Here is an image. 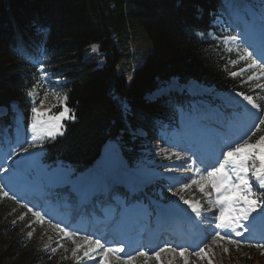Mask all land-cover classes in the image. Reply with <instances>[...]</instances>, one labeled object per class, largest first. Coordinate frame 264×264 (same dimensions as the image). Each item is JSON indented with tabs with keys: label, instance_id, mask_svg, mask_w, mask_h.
Listing matches in <instances>:
<instances>
[{
	"label": "trees",
	"instance_id": "1",
	"mask_svg": "<svg viewBox=\"0 0 264 264\" xmlns=\"http://www.w3.org/2000/svg\"><path fill=\"white\" fill-rule=\"evenodd\" d=\"M130 3L135 7L128 8ZM219 15L217 0H0V104L23 100L29 83L23 52L37 40L33 23L48 25L49 70L59 77V91L75 114V121L67 124L68 136L49 144L51 155L90 165L102 143L124 128L112 95L127 98L134 114H156L158 103L143 95L173 75L227 90L242 87L229 77L224 63L215 25ZM133 23L144 27L151 52L128 84L117 74L123 52L113 34L122 37ZM17 31L25 45L17 44ZM91 45L101 48L103 67L83 61ZM1 205L0 244L8 245L0 251V264L63 263L62 257L42 251L38 241L28 242L26 229L16 228V220ZM16 247L17 253L12 252ZM246 257L253 260L256 251L249 250Z\"/></svg>",
	"mask_w": 264,
	"mask_h": 264
},
{
	"label": "snow or ice",
	"instance_id": "2",
	"mask_svg": "<svg viewBox=\"0 0 264 264\" xmlns=\"http://www.w3.org/2000/svg\"><path fill=\"white\" fill-rule=\"evenodd\" d=\"M224 39L231 41L240 40V36H229ZM95 45L92 46V50H96ZM43 54V53H42ZM252 59V64L248 67H259L261 74L264 75V63L253 58V53L249 52L247 48L244 49V56ZM264 58V57H262ZM231 63L235 64L233 60ZM38 71L40 72L39 81H48L49 76L46 73L45 65L43 62L39 63ZM244 70L241 69V72ZM231 75L235 76L237 73L233 72ZM59 79V77H57ZM252 77H249L251 80ZM33 85V88L28 91V95L32 96L34 91L41 88L40 82ZM264 87V86H260ZM54 96L55 99L63 106V110L58 115H48L46 112H41L36 106L31 108L32 122H31V133L32 142L29 143L28 147H20L19 151L27 153L30 148L35 147L37 143L41 146L45 139H55L57 135H62L63 125L61 123L64 119H75V114L71 113V110L67 108L64 102L67 100V96H61L58 92L45 88L44 99H47L49 92ZM38 94V93H37ZM243 97L244 101H247L252 108L256 109L260 113L256 119L258 123H255L252 127L256 130H261V126L264 125V108L256 104L252 96L238 93ZM40 104L44 103V100L39 101ZM46 117V118H45ZM252 129L250 128L249 131ZM254 134V133H253ZM247 133L233 139L231 137H225L218 142V148L212 156L207 158H200L199 163L204 165L203 168L195 167L197 161L191 156L181 157L179 154H175L178 160L182 161L181 166L184 162L191 161V167L188 169L190 172H194L197 178H192L190 183H183L174 192V195L179 197V201L183 204L188 205L191 211L198 218H207L205 213L202 211V205L199 200H188L181 194L184 190L190 188L192 185H197L201 193H204V199L207 200L208 204L218 210V215L215 212L209 214L214 216L215 219V236L221 240H227L229 243L239 247L241 244H248L251 246L249 241H245L243 237L249 232V228L245 222L254 220L257 216L264 218V135H260L255 142L250 143V137L245 138ZM226 149V150H225ZM12 154H15L13 151ZM0 171H7V169L0 168ZM254 186L260 189L259 192L254 190ZM3 185H0V190L3 189ZM206 189H210L206 191ZM172 191V188H169ZM213 193H215V199H213ZM4 196H8V192L3 193ZM12 199H16L15 196ZM33 216L37 220L43 223L44 216L40 211H33ZM256 214L255 216L253 214ZM49 223H52L49 220ZM15 224V221H13ZM55 228L59 229L63 235L69 239H72L73 244L76 246L72 249V255L77 260H81L82 257L77 256V252L87 245V250L84 251L83 256L88 259H93V255L100 256V264H135L137 257H149V252L140 250L131 254L125 251V247L121 244L120 246H110L107 242L102 243L101 239H93L91 235L84 237L83 244L77 243L73 237L79 233L71 232L66 227H62L61 224L57 223L54 225ZM223 230V235L221 234ZM29 236L32 235L30 232ZM233 237H240L237 240ZM257 248L264 247V244H256ZM56 249L53 248L52 252ZM164 251L176 252L177 249H173L168 245L160 248L159 251H153L152 256H155L156 260H160V253ZM179 255L184 259V264H189L188 258L185 255L187 249L179 248ZM228 251L227 248L224 249ZM123 253V255H120ZM109 254L115 256V260L110 259ZM194 255L201 259L207 255L204 247H199L198 251L194 252ZM208 264H212L209 259Z\"/></svg>",
	"mask_w": 264,
	"mask_h": 264
},
{
	"label": "rangeland",
	"instance_id": "3",
	"mask_svg": "<svg viewBox=\"0 0 264 264\" xmlns=\"http://www.w3.org/2000/svg\"><path fill=\"white\" fill-rule=\"evenodd\" d=\"M236 1H238V0H236ZM241 1H244L246 3V7H250V8L254 7L250 3L249 0H241ZM135 5H136L135 3H130L128 8L135 7ZM234 20H235V17L233 19V24L235 26H237L239 24V21L236 22ZM256 20L253 21V24L251 26L246 27V30L250 29L253 32L254 29L252 30V27H254V24H255L254 22ZM261 20H263V19H261ZM242 27H243V25H239V27L237 29H241ZM241 33H244V30ZM113 38L116 40L118 48L121 50V52H123V57H122L120 63L118 64L117 71L119 74L124 75L128 79V81H130L133 77L135 69L140 64H142L144 62L147 55L151 52V45L149 43V38L145 34L144 27L140 24H137V23H133L132 26L129 27L128 32L126 34H124L122 37H118V36H115V34H113ZM245 43H246V41H245ZM98 53H100V50L98 47H96L95 51H93L92 47H90L89 52L87 54H85V57H88L90 54L97 55ZM236 56L240 59L241 56H244V53H241V51L238 50V53H236ZM253 58L258 60L254 56H253ZM241 60L243 62H245L246 70H249L252 72V79L257 78L258 81L263 83L262 86H264V75L261 74V69L259 67L249 68L248 66L250 64H252V59H250L246 56L244 59H241ZM92 61H95L96 63H98L99 66H101V64H102L101 59L97 56H92L91 58H89L88 62H92ZM261 88L264 90V87H261ZM49 98H54V96L52 94H50ZM181 103L184 104L183 101H180L179 104H181ZM58 104H60V103L57 101V99L54 98V99H51L49 101H45L38 110L41 112H47ZM181 106H182V104H181ZM203 115H204V111L202 112V116ZM18 117H19V119H22V115L20 113L18 114ZM189 131H191V130H189ZM30 133H31V129H30ZM19 142L20 141L18 140L16 143H19ZM180 150H181V148L177 149V147H174V146L170 147L169 153H171L172 155L168 154L167 159H170V161L172 162V160H174L175 158L177 159L175 154H179L180 156H182L183 154H180ZM8 151H10V150H7V152ZM13 151H15V153H17L19 151V147H15ZM32 153H37V152H35V151H28L27 153L24 152L21 155V157H23L25 155L32 154ZM170 161H168L165 165V167L167 169L166 171H171L173 169V166L170 167V165H169L171 163ZM26 162L29 165H32L34 160H33V158H27ZM175 166H178V167H176L175 171H178L179 169H182V168L183 169L190 168L188 166H180V165H175ZM168 178L174 179L173 176H170V175ZM17 189L20 190L19 188H17ZM182 195L185 197V199H188V200H198V199H196V197H198V196L200 197V194H198L197 196H194L193 198H191V193L186 192V190H184V194H182ZM175 200L178 201L179 197L176 196ZM207 204H208L207 200L204 199L203 202H201L202 208H204ZM25 205H26L27 211H25L21 207L15 205L14 203H11L9 201H5L1 205V208L3 210H4V208H8L9 215L12 216V219L17 220V222L15 223L16 228H19L20 230L26 229L27 234H29L30 232L32 233L31 236L28 235V237H27L28 242H30L32 240H36L41 244L42 247H46L49 244H52L53 248L56 249V251L54 252V254H56L55 257H59L61 255H64L65 259H70V256L73 257L72 249L76 245L73 244L72 239H69V238L65 237L64 235H62V237L58 238L57 242H56L52 238V225H53V223H56V224L59 223L58 222L59 217H57V215H58L57 211L60 210L61 204L56 203L53 207H47V209H36L33 207V205H29V204H25ZM29 209H32L33 211H40L42 216H44L43 223L39 222L38 220L34 221V218H36V217L33 216L32 212L29 211ZM28 212L31 213L32 215H30ZM48 213H50V216L47 215ZM49 220H51L52 223H49ZM59 224H61L62 227H66L69 231L73 232L72 230H70L67 227L66 224H63V223H59ZM108 225L106 226V228L108 227ZM63 239L68 240V241H64L61 243V240H63ZM73 239H75L77 243L83 244V242H84V237L80 234L73 237ZM208 244H210L208 246L209 248L205 249V252L207 253V255L204 256L203 259L195 256L194 255L195 251L188 249V253H186V256L188 258L189 264H208L209 259H211L212 264H264V254L260 252V251L264 252V249L258 248V250H260V251H258L259 255H262V256H260V259L254 260L252 262H245L243 259H241V256L244 254V252H243V250H240V248H242L243 246L237 247L236 245L231 244L229 242H226L224 240H221L220 238H215V241H213V239H212L210 242L207 243V245ZM6 245H8V242H6L5 245L0 244V251L3 250V248H5ZM251 246H253V245H251ZM85 247L86 246H84V248H82L81 250H79L77 252V256L82 257V259L77 260L76 258L73 257L74 262H76V264H100L101 258L95 254L93 255V259H91V260L88 259L87 257L83 256L84 251L87 250L86 249L87 247L86 248ZM225 248L228 249L227 252L224 251ZM18 250H19V248L16 247L14 250H12V252L17 253ZM139 258H140V261L138 260ZM66 263H67V261H63L62 264H66ZM135 264H184V259L182 257H180V255L178 253L176 254L174 252L165 251L160 255L159 261H157L156 258L138 257V258H136Z\"/></svg>",
	"mask_w": 264,
	"mask_h": 264
},
{
	"label": "bare ground",
	"instance_id": "4",
	"mask_svg": "<svg viewBox=\"0 0 264 264\" xmlns=\"http://www.w3.org/2000/svg\"><path fill=\"white\" fill-rule=\"evenodd\" d=\"M230 6H231V8L235 11V12H238V11H240L241 10V8H242V4H243V2L241 1V0H238V1H234V0H230ZM234 17H235V20L234 21H236V22H238L239 21V19H237V15H234ZM264 21L263 20H259V19H257L254 23V27H252V30L254 29V31H253V34H252V36H262L263 38H264V29H262L261 27V25H260V23H263ZM253 38L254 37H252V38H249V41L250 42H252V40H253ZM256 45V48L257 47H259V51L262 53V56H264V45L263 44H255ZM179 104V103H178ZM206 115H208V112L207 111H204V115L201 117L202 119L206 116ZM245 115H247V113H245ZM178 142H180V141H178ZM194 146H193V150H192V152H199L203 157H205V158H207V157H209V155L208 154H206V153H204L203 152V149H202V146H200L199 144H197V143H194L193 144ZM177 147V149H180L179 147H180V144L179 143H175L174 145H171L170 147ZM207 149H209V145H206L205 146ZM215 152V150H211V153H214ZM169 155H172L171 153H169ZM181 157H186V155H182ZM171 162V161H170ZM181 164H182V161L181 160H178V159H174V160H172V162L169 164L170 165V167H172L173 166V169L171 170V171H157V172H152V173H146V174H144V175H142V176H139V177H133V179L135 180V181H137V182H139V181H146V180H149L150 178H153V177H157V176H163V177H166V178H168L169 177V175L170 176H173V178L177 181V184L180 186V184H183V183H190V180L192 179V178H197L198 179V177L197 176H195V174H194V172H190V171H188V169H190V168H188V169H179L178 171H175V169H176V167H178V166H175V165H180L181 166ZM183 166H188V167H191V161L189 160V161H187V162H184L183 163ZM195 167H200L199 165H195ZM169 168V167H168ZM186 168V167H185ZM201 168V167H200ZM102 172V170H97V171H92V172H90V174H93V173H101ZM126 173V166H123V167H121L120 168V170H119V174H125ZM89 174V175H90ZM172 179V178H171ZM13 180L15 181V182H17V180H16V178H13ZM15 189H17V188H15ZM18 190V189H17ZM208 190H210V189H206V191H208ZM18 191H21V189L20 190H18ZM186 192H189V193H191V198H193L194 196H197L198 194H200V197L198 198V197H196V199H198L200 202H203V200H204V193H201L200 191H199V189H198V186L197 185H192L190 188H188V189H186ZM41 196V195H40ZM195 199V198H194ZM169 208H176V207H169ZM203 209V208H202ZM166 209L164 208V211H165ZM113 219H111V221H112ZM110 221V222H111ZM110 222H107V223H105V224H100V225H97V227H96V231H100L101 230V228L104 226V225H108ZM189 226H191L190 224H189ZM192 228V230H194V234H192V236L190 235V234H187L186 235V237H191V247H195L196 245L193 243V239H194V237L196 236V235H199L201 232L198 230V229H196V228H194V227H191ZM183 237L184 236H181V237H179L178 238V242H180V241H182V239H183ZM201 241V240H200Z\"/></svg>",
	"mask_w": 264,
	"mask_h": 264
}]
</instances>
